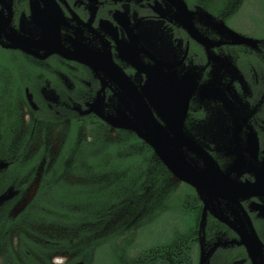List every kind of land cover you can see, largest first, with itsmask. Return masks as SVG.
I'll use <instances>...</instances> for the list:
<instances>
[{
    "label": "flooded vegetation",
    "instance_id": "flooded-vegetation-1",
    "mask_svg": "<svg viewBox=\"0 0 264 264\" xmlns=\"http://www.w3.org/2000/svg\"><path fill=\"white\" fill-rule=\"evenodd\" d=\"M226 10L216 15L193 0H0V196L7 197L0 219L20 225L37 197L50 198V175L71 130L64 164L87 140L90 124L109 140L135 135L94 111L139 104L154 110L155 92L163 95L161 108L170 101L184 111V129L224 178L217 180L223 190L208 199L204 230L198 224L186 234L195 247L181 242L175 257L148 248L144 264H199L201 246L206 264H252L230 223L250 219L264 246V36L250 24L228 25ZM195 204L201 219L197 195ZM11 232L1 235L6 244ZM24 238L14 251L37 254Z\"/></svg>",
    "mask_w": 264,
    "mask_h": 264
},
{
    "label": "trees",
    "instance_id": "trees-1",
    "mask_svg": "<svg viewBox=\"0 0 264 264\" xmlns=\"http://www.w3.org/2000/svg\"><path fill=\"white\" fill-rule=\"evenodd\" d=\"M193 1L201 2L216 15L226 8L224 14L230 11L226 23L242 26L241 0ZM255 1V7L251 4L255 15L247 12L250 25L264 36V0ZM87 136L81 148L75 150L71 162L64 164L67 155L72 153L69 147L74 133L70 131L61 157L55 163L58 171L69 168L68 174L57 171L50 175V198L37 197L39 204L29 206L24 212L33 224L67 231L62 238L50 239L46 254L71 255L65 264L80 261L144 264L148 248H162L167 255L175 257V249L181 242L183 248L195 247L194 236L186 235L197 231L199 222L194 189L186 183L173 182L152 149L133 134L120 132L118 138L109 140L97 124H90ZM126 207L131 211L122 218L124 221L103 233ZM19 221L0 219V239L6 228ZM23 242L37 248L28 238ZM0 244L3 245L2 241ZM19 248L27 247L20 245Z\"/></svg>",
    "mask_w": 264,
    "mask_h": 264
},
{
    "label": "water",
    "instance_id": "water-1",
    "mask_svg": "<svg viewBox=\"0 0 264 264\" xmlns=\"http://www.w3.org/2000/svg\"><path fill=\"white\" fill-rule=\"evenodd\" d=\"M199 11H201L200 8ZM224 29L230 37L238 41L244 39L226 26ZM185 82L184 87L188 80ZM157 95L163 96L160 93H151V96L156 99L154 110L139 104L138 107L128 106L124 110L117 109L107 113L94 111V113L112 128L133 132L152 149L154 156L166 167L174 182H183L194 188L196 195L204 204L198 223L200 230L203 231L209 209L208 199L214 192L223 190L222 182L217 180L224 178V174L217 170L216 160L203 149L201 143L184 129V111L177 109L178 107L176 108L170 101H167L166 109L161 108V99L158 100ZM176 103L179 104L178 101ZM169 114L171 118L164 120L163 115L167 117ZM156 116L163 121V124ZM3 165L4 163L0 161V166ZM6 199L5 194L0 196V203ZM218 220L229 224L226 219ZM230 227L239 237L240 241L236 243L245 246L252 264H264V246L257 237L250 219H235V223L231 222ZM200 241L202 242V239ZM206 263L207 252L201 246L199 264ZM76 264L85 263L80 261Z\"/></svg>",
    "mask_w": 264,
    "mask_h": 264
},
{
    "label": "rangeland",
    "instance_id": "rangeland-1",
    "mask_svg": "<svg viewBox=\"0 0 264 264\" xmlns=\"http://www.w3.org/2000/svg\"><path fill=\"white\" fill-rule=\"evenodd\" d=\"M255 3H256L255 0H245V1L241 0L240 1L239 5L242 6V9H243L242 10L243 14H241L242 16H240V19L243 22V24L247 25L251 23V20L249 19V14L247 12H250L252 15H255V10L253 9V6L251 5V4H254V7H255L256 6ZM107 137H109V134L107 135ZM130 211L131 209L129 207L124 208L120 213H118L115 216L114 219H112L111 222H109L108 228L104 229L103 233L105 232L108 233L112 226L116 225V223L124 221V219L122 218L126 217ZM132 220H135V219H132ZM21 226H24V228H22ZM5 231H12L11 237H10L11 239H9V243L7 244L3 242V239H0V241H2L3 243L2 246L0 244V264H26L25 261H27L26 260L27 256H29V258L31 257L33 258V261H28L27 264H30L31 262L32 264H65L72 257L71 255L65 254V253H57V254L51 255L50 253L47 252L46 254V250L50 248V239L62 238L67 232L64 229L51 227L50 225L36 224L34 226H30V224L22 223L20 225L18 224L12 227H8L5 229ZM21 235H25V237L27 235V238L32 243L37 245V249H39L37 254H34V255L28 254L27 256L24 257V255L21 256L19 252L14 251L19 246L18 236H21ZM6 248H10V249L6 251Z\"/></svg>",
    "mask_w": 264,
    "mask_h": 264
}]
</instances>
